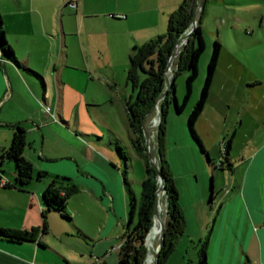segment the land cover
Returning <instances> with one entry per match:
<instances>
[{
    "label": "crops",
    "instance_id": "crops-1",
    "mask_svg": "<svg viewBox=\"0 0 264 264\" xmlns=\"http://www.w3.org/2000/svg\"><path fill=\"white\" fill-rule=\"evenodd\" d=\"M68 1L0 0L5 35L19 61L18 64L3 56L0 50V156L11 145L17 127H21L26 137L23 154L32 164V178L27 184L16 187L0 185V206L8 207L11 203V199H7L6 193H3L6 191L12 192L11 195L15 196L12 201L20 206L30 203L32 207V202L36 199L40 207L41 225L43 185L28 187L36 174L40 178L54 170L53 174L68 176L71 181L66 182L69 185L66 186L67 190L77 187L75 194L87 195L94 201L106 203L110 208L113 204L115 206L116 189L120 184L119 175L115 171L119 168L114 163L117 160L113 151L103 145L90 146L76 137V122H72L76 107L84 108L83 113L92 117V109L104 104L97 86L90 96L81 94L76 87V68L85 70L89 81L102 86L103 77L109 76L114 80V51H125L128 57L135 45H142L156 37L163 31L166 23L168 25L169 15L182 2L73 0L77 4L73 8ZM228 50L226 44L222 45L210 96L216 88L225 87L220 75L223 73L222 66H237L234 53H229ZM225 52L229 53L232 61L228 62ZM127 62L125 65L128 66ZM256 80L264 82V78L260 76ZM128 85L127 83L126 91L115 96L113 101L117 104L120 101L125 109L127 102L133 101L134 97V91L127 97ZM46 105L51 106L50 113L45 110ZM53 113L57 120L51 116ZM78 118L81 119L80 116ZM255 118L249 140L254 148L247 157L240 160L238 156H230L232 169L228 170L232 172V180L221 196H217L216 192V165L211 171L214 178L210 196L211 209L207 210L208 205H205L208 197L205 183L210 174L208 166L202 164V171H199L195 164L187 165L190 162L188 160L182 161H186L185 168H178L176 164L174 168L171 166L185 226L184 233L178 238L174 251L165 264H196L199 242L205 239L208 240V264H244L247 257L250 264H264V110H260ZM77 124L78 128L81 122L78 121ZM94 124L96 125L94 122L90 125L96 129ZM197 132L203 140L201 131L198 129ZM76 147L84 154V163L81 165L76 157ZM7 161L13 162L3 160L0 163V178L12 185L15 182L6 179L4 174ZM46 162L58 164L49 166ZM13 164L15 176V163ZM218 167L225 169L220 163ZM80 173L89 175L92 179L88 177L89 180H86ZM121 189L127 198L123 183ZM28 195L32 197L29 198ZM70 195L67 209L72 215V221L68 223H72L74 231L78 229L81 234H85V238H89L76 226V212L70 207ZM18 196L25 197L19 199ZM217 200L219 203L215 211ZM126 206L128 215V199ZM53 214L58 215L49 212V225ZM213 214H216L213 225L204 237ZM48 232L49 229L37 242L16 243L0 239V264H38L36 259L41 248L47 247L42 241L43 236ZM191 246L194 253L190 252ZM64 260L67 264H72L69 260ZM99 264H104V260L99 259Z\"/></svg>",
    "mask_w": 264,
    "mask_h": 264
},
{
    "label": "rangeland",
    "instance_id": "rangeland-1",
    "mask_svg": "<svg viewBox=\"0 0 264 264\" xmlns=\"http://www.w3.org/2000/svg\"><path fill=\"white\" fill-rule=\"evenodd\" d=\"M203 7L202 14L200 15L201 10H199L196 17V21H198L199 15L202 18V30L206 41V49L200 60L199 75L195 81L194 93L183 111L181 113L176 111L174 101L169 106L165 148L166 158L172 168H174L175 164L178 165V168L179 166L181 169L185 168L186 161L182 162L183 160L190 161L186 163L187 165L192 166V164H195L199 171H202V164L205 167L208 166L210 174L206 177L205 183L208 187V197L205 205H208L207 210H209L211 209L210 196L214 179L211 171L214 166L216 165L218 170L216 181L218 186L217 196H221V193L232 180V172L228 168L221 169L218 167L219 163L225 160V155L223 154L224 143L228 142L232 137L231 157L237 158L238 156V160L247 157L254 148V145L250 144L249 140L250 135L253 133L251 129L256 121L255 117L260 113V110H264V82L260 83L256 80L257 76L264 78V0H204ZM261 26L262 28H260ZM166 27L167 23L163 31H160L158 35L163 34L166 31ZM215 40H219L222 45L226 44L229 47L228 51L229 53H234L237 66L233 68L222 66L223 73H220V75H222L221 79L225 87L213 90L212 96H210L203 113L196 123V129H199L203 136L204 141L201 140L205 149L214 162L212 163L192 137L188 127V116L200 96ZM186 41L180 44L177 54ZM229 53H224L228 62L232 61ZM112 61L115 63L114 80L109 76L103 77V86L89 81L86 71L76 68V87L80 89L81 94L90 96L97 86L101 102H104V104L101 107L92 109V117L83 113L84 108H80V111L76 107V111L72 115V122H76V133H78L76 137H79V139L90 146L103 145L110 148L111 144V146H116V142H120L129 156V177L133 180L135 191L139 193L141 181L146 174L144 159L136 152L133 146L127 124V109L121 106L120 101L118 104L113 102L115 101V96L121 95V93L126 91L127 83L129 84L127 97L129 98L133 92L132 83L127 80L129 65H125L127 61L129 64V56L127 57L125 51L115 50L112 54ZM175 69L176 65L172 64L168 70L169 79L173 77ZM186 76L187 72L182 71L176 77V96L179 104L182 103L184 98ZM104 83L107 84L105 85ZM109 89L111 92L107 93ZM109 93L111 94L109 95ZM133 94V100H135L138 92L135 91ZM164 98L160 100L158 98L157 107L146 118V130L150 137L151 163L155 166L158 165L156 134L161 121L160 107ZM242 119L243 124H241ZM78 121L81 122V125L77 128ZM93 122L96 123V125L94 124L96 129L90 125ZM82 154L83 152L76 147V157L80 165L84 163ZM116 160L117 163H114L119 169L115 171L119 175L120 184L116 189L115 206L113 204L110 208L104 202H97L87 195H77L72 192L69 202L70 207H73L74 212H76V219L74 218L76 226L80 227L89 238H85V234H81L78 229L74 231L72 223L66 222L60 215L53 214L49 232L43 236L42 240L47 247L41 248L40 255L36 259L38 264H67L64 258L72 264H99V259L101 261L104 260V264H116L117 250L121 243L120 237L127 221V198L122 194L121 189L123 183L121 170L125 165L123 162L121 164L118 157H116ZM114 163L112 164L114 165ZM46 164L54 166L58 163L46 162ZM13 167V162L7 161L4 165L6 179L11 182H15ZM53 171L40 178L36 174L28 187L43 185L42 196L47 187L46 185L54 180L53 176L56 174H53ZM80 175L86 180H89L88 177L92 179L89 175L82 173ZM64 184L69 186L67 183ZM3 193H6L5 197L7 199H11V203L8 207L0 206V227L32 230L41 226L40 207L36 199L32 202V207H30V203L26 206L23 205V207L12 201L15 197L11 195L12 192L6 191ZM160 196L162 199L160 214L164 218L165 223L167 210L164 194ZM18 197L22 199L25 196ZM28 197L32 196L28 195ZM218 203L217 200L215 211L218 208ZM215 215L213 214L210 217L211 223L204 237L209 233ZM160 232L161 226L159 224L153 233H150L153 243H150L149 237L147 238L145 264H153L154 252L160 242ZM39 236V238L42 237L41 235ZM191 247L190 252L194 253L193 246ZM32 260L35 261L34 258Z\"/></svg>",
    "mask_w": 264,
    "mask_h": 264
},
{
    "label": "trees",
    "instance_id": "trees-1",
    "mask_svg": "<svg viewBox=\"0 0 264 264\" xmlns=\"http://www.w3.org/2000/svg\"><path fill=\"white\" fill-rule=\"evenodd\" d=\"M200 0H183L179 7L169 15L167 29L163 34L151 38L142 45H135L129 54V68L127 80L132 83L133 91H137V97L133 101H128L126 109L128 113V127L136 152L144 159L145 177L141 181V190L137 193L133 187V180L129 177L128 160L124 148L120 142L116 146H111L116 157L119 158L124 167L121 170L123 186L128 199V215L124 225V231L120 237L121 243L118 248L117 264H145L146 241L154 225L155 209L157 204V190L160 185L158 181V171L166 180V191L164 193L167 218L165 220L164 244L160 249L159 263L165 264L174 251L178 238L184 233L185 217L179 206V191L173 175L171 164L166 158V132L167 115L169 106L175 103L176 111L181 113L188 100L194 93L195 81L199 75V65L201 56L206 49V41L202 30L201 10L198 25L190 34L183 48L173 60L176 65L175 73L170 79V88L167 95L161 102V121L157 128V155L158 165L151 163V155L146 145V118L151 113L157 103L158 98L166 90V70L168 61L174 51L177 41L186 34L191 27L194 14ZM205 5V4H204ZM0 50L3 56L19 64L16 55L10 46L4 29V21L0 13ZM222 44L219 40L214 41L211 57L207 65L205 81L201 88L200 96L195 102L188 116V127L194 140L198 143L201 150L207 154L209 161L212 159L196 130V123L203 113L210 98L212 85L216 70L219 64ZM29 71L39 75L36 71L27 68ZM186 71L185 94L181 104L176 96V77ZM40 76V75H39ZM233 136V135H232ZM26 145L24 130L17 127L11 145L3 150L0 156V163L3 160H11L15 163V183L9 186H23L32 178V164L24 156L23 151ZM232 149V137L224 143L225 160L220 162L222 168L232 169L230 161ZM54 180L47 186L42 194V217L43 223L38 228L32 230H18L0 227V239L24 243L37 242L39 235L45 234L49 229L48 214L55 212L65 221L71 222L72 215L67 209L68 196L78 188L66 189L64 183L71 181L70 178L54 175ZM64 190V193L62 191ZM213 196V195H212ZM212 199V198H211ZM80 232V231H79ZM151 235L149 236V241ZM208 240L199 242L196 264H208L207 253ZM244 264H250L247 257Z\"/></svg>",
    "mask_w": 264,
    "mask_h": 264
},
{
    "label": "water",
    "instance_id": "water-1",
    "mask_svg": "<svg viewBox=\"0 0 264 264\" xmlns=\"http://www.w3.org/2000/svg\"><path fill=\"white\" fill-rule=\"evenodd\" d=\"M203 3H204V0H200L199 4L197 5V8H196V11H195V14H194V18H193V21H192V24H191V29L188 30V32L186 34H184L183 36H181L179 38V40L177 41V44L174 48V51L168 61V64H167V77H166V85H167V88L166 90L162 93V95L159 97V100L163 97H165L168 93V90L170 88V79L168 77V70L171 68L172 64H173V60L174 58L176 57L177 55V50H178V47L180 46L181 43H183L184 41L188 40L190 34L195 30V28L197 27L198 25V22L196 21V17L198 16V12L199 10H202L203 8ZM158 100V101H159ZM158 103V102H157ZM157 107V104L155 106V108ZM154 108V109H155ZM152 113V112H151ZM149 113L147 115V117L151 114ZM145 135H146V145L148 146L149 148V145H150V137L148 136L147 134V130L145 129ZM148 152L150 154V148L148 149ZM158 181L160 182V185L158 187V190H157V194H158V198H157V204H156V209H155V216H154V225H153V228L157 222V220H159L160 222V226H161V234H160V242H159V245H158V248L155 250L154 252V260H153V264H158L159 263V254H160V249L161 247L163 246L164 244V237H165V226H164V218L162 217V215L160 214V206L162 205V199H161V194H164L165 191H166V180H165V177L163 176V174L158 171ZM152 228V230H153ZM151 230V232H152ZM150 232V233H151ZM150 235V234H149ZM149 237V236H148Z\"/></svg>",
    "mask_w": 264,
    "mask_h": 264
},
{
    "label": "built area",
    "instance_id": "built-area-1",
    "mask_svg": "<svg viewBox=\"0 0 264 264\" xmlns=\"http://www.w3.org/2000/svg\"><path fill=\"white\" fill-rule=\"evenodd\" d=\"M68 4H69L71 7H73V8H76V7H77L76 2L73 1V0H69V1H68ZM45 110H46L48 113H50V111H51V107H50L49 105H46V106H45ZM51 116H52L54 119L57 120V117H56V114H55V113L51 114ZM7 184H8V181H7V180L0 178V185H1V186H6Z\"/></svg>",
    "mask_w": 264,
    "mask_h": 264
},
{
    "label": "bare ground",
    "instance_id": "bare-ground-1",
    "mask_svg": "<svg viewBox=\"0 0 264 264\" xmlns=\"http://www.w3.org/2000/svg\"><path fill=\"white\" fill-rule=\"evenodd\" d=\"M159 224H160V222L158 221V222L155 224L153 231L155 230V228H156ZM153 231L151 232V234L153 233ZM151 234H150V235H151ZM156 237H157V235H156ZM150 243H153V242H152V238L150 239Z\"/></svg>",
    "mask_w": 264,
    "mask_h": 264
}]
</instances>
